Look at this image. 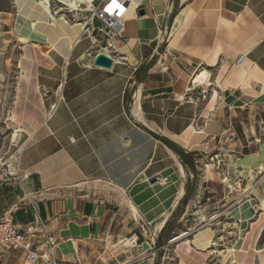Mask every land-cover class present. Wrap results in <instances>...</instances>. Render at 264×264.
<instances>
[{
    "label": "crops",
    "instance_id": "crops-1",
    "mask_svg": "<svg viewBox=\"0 0 264 264\" xmlns=\"http://www.w3.org/2000/svg\"><path fill=\"white\" fill-rule=\"evenodd\" d=\"M135 9L138 27L120 31L115 56L94 32L71 44L49 23L38 25L46 40L23 47L13 113L28 137L17 177L0 179V215L40 216L58 264H208L213 229L184 224L209 182L202 163L240 149L248 169L260 157L264 0H143ZM100 52L112 67L93 64ZM247 234L224 264H239L234 250L246 252L242 264H264L261 231Z\"/></svg>",
    "mask_w": 264,
    "mask_h": 264
},
{
    "label": "rangeland",
    "instance_id": "rangeland-1",
    "mask_svg": "<svg viewBox=\"0 0 264 264\" xmlns=\"http://www.w3.org/2000/svg\"><path fill=\"white\" fill-rule=\"evenodd\" d=\"M50 5L53 12H57L54 13L56 18L63 15L71 24L84 21L92 28L89 21L91 12L86 9L85 4L80 10H71L60 0H50ZM18 13L16 0H0V179L9 176L7 182L14 181L17 177V160L20 154L18 150L23 147L28 137L27 128L20 120H15L13 113L17 82L21 74L23 47L26 42V39H21V35L16 30ZM98 32L96 28L94 35L97 45L102 48L104 44L100 42L104 41L105 37L97 35ZM16 132H19V139L14 138ZM253 142L255 145L252 150L260 157L248 169L240 165L242 162L239 163L240 158L245 154V151L241 152L240 149L237 152L238 158L228 156L224 151H218L204 159L202 163L206 176L209 175V182L193 198L190 214L186 217L184 224L186 223V226L191 227L193 231L206 227L213 229V240L217 244L210 245L208 248L212 254V260L208 264H224L225 251L232 248L236 241L244 238L252 225L246 240H255L261 231L257 243L259 248L264 249V135L255 137ZM258 150L260 151L257 152ZM220 162V168L216 169ZM214 170V174L210 175V172ZM248 200L256 211L251 220H248L249 226L239 231L241 222L237 215L230 213ZM216 214L221 216L218 220L211 218ZM234 251L236 254L232 255L233 259L241 264L239 260L245 257L246 252ZM230 253L226 257L230 256ZM238 255L241 259L236 258Z\"/></svg>",
    "mask_w": 264,
    "mask_h": 264
},
{
    "label": "built area",
    "instance_id": "built-area-1",
    "mask_svg": "<svg viewBox=\"0 0 264 264\" xmlns=\"http://www.w3.org/2000/svg\"><path fill=\"white\" fill-rule=\"evenodd\" d=\"M130 3V0H96L90 10L89 21L92 28L86 23L88 27L84 32L93 33L96 29L93 22L95 20L100 22L101 26L97 29L103 32L105 47H108L114 56L116 55L113 53L114 40L118 41L120 38V29ZM8 179L9 176L4 182L7 183ZM55 244L46 222L40 216L36 215L32 220L19 222L10 211L0 215V264L9 252H13L17 257L23 255L21 264H58Z\"/></svg>",
    "mask_w": 264,
    "mask_h": 264
},
{
    "label": "bare ground",
    "instance_id": "bare-ground-1",
    "mask_svg": "<svg viewBox=\"0 0 264 264\" xmlns=\"http://www.w3.org/2000/svg\"><path fill=\"white\" fill-rule=\"evenodd\" d=\"M130 1H131L130 7L123 20L120 31L123 33L135 34L136 27H138V22L136 21L138 15H137L135 8L138 5H140V2L143 0H130ZM60 2L67 5L71 10H80L83 4L87 6L86 8L87 10H91L93 6L95 5L96 0H60ZM16 3L19 8L18 18L16 22V30L21 35V39L36 38V39L46 40L47 35L38 28L39 24L52 25V27H54L60 33L62 38L67 39L68 42L71 44L75 41L76 38H78L81 32L87 30L88 26L86 22L84 21L83 22L79 21V22L71 24L70 22H68V20H66V18L63 15H61L59 18H56L54 13H57V12H53L51 8L52 4L50 5V0H16ZM142 26L143 28L147 27V30L150 29L149 28L150 25L146 21L142 23ZM114 45H115V40H114ZM18 136H19V132H16L14 134V138L17 139ZM19 149L20 150L18 151L20 153L22 147ZM220 166H221V162L218 164L216 169H219ZM255 211L256 210L254 209V207L248 200L244 202L243 204H241L240 206H238L237 208H235L233 211H231L230 214L237 215L239 220L243 222L242 225H244L245 227L247 225L248 220L254 215ZM220 217H221L220 214L211 216V218H214L216 220H218ZM186 234L187 233L184 232L181 235L176 236L174 239L176 240L177 238L182 237ZM207 240L208 241L206 244L208 243H210L211 245L217 244L214 240H211L210 235H207ZM239 251H242V250H239ZM235 254H236V251H234V255ZM239 262H241L242 264L243 261L239 260ZM261 262H264V259H262Z\"/></svg>",
    "mask_w": 264,
    "mask_h": 264
},
{
    "label": "water",
    "instance_id": "water-1",
    "mask_svg": "<svg viewBox=\"0 0 264 264\" xmlns=\"http://www.w3.org/2000/svg\"><path fill=\"white\" fill-rule=\"evenodd\" d=\"M138 13L140 15H144L145 11H144L143 8H140ZM113 63H114L113 58L108 56V55H106L104 52L97 53L95 55V58H94V61H93L94 65L102 66V67H106V68L112 67Z\"/></svg>",
    "mask_w": 264,
    "mask_h": 264
}]
</instances>
